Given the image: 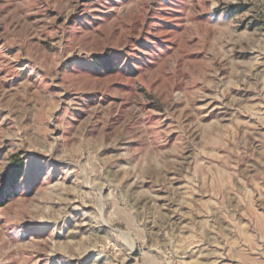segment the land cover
<instances>
[{
  "label": "rangeland",
  "instance_id": "rangeland-1",
  "mask_svg": "<svg viewBox=\"0 0 264 264\" xmlns=\"http://www.w3.org/2000/svg\"><path fill=\"white\" fill-rule=\"evenodd\" d=\"M0 264H264V0H0Z\"/></svg>",
  "mask_w": 264,
  "mask_h": 264
},
{
  "label": "trees",
  "instance_id": "trees-1",
  "mask_svg": "<svg viewBox=\"0 0 264 264\" xmlns=\"http://www.w3.org/2000/svg\"><path fill=\"white\" fill-rule=\"evenodd\" d=\"M100 63V62H99ZM102 65V67H109V63H104V64H100ZM23 175V166L22 165H18V166H13L6 174L5 176V181L8 185H13L15 184L18 179Z\"/></svg>",
  "mask_w": 264,
  "mask_h": 264
}]
</instances>
